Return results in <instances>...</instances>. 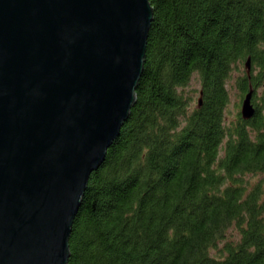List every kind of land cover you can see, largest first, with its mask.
<instances>
[{
    "label": "trees",
    "instance_id": "1",
    "mask_svg": "<svg viewBox=\"0 0 264 264\" xmlns=\"http://www.w3.org/2000/svg\"><path fill=\"white\" fill-rule=\"evenodd\" d=\"M150 2L137 100L90 174L68 264H264V0Z\"/></svg>",
    "mask_w": 264,
    "mask_h": 264
},
{
    "label": "water",
    "instance_id": "2",
    "mask_svg": "<svg viewBox=\"0 0 264 264\" xmlns=\"http://www.w3.org/2000/svg\"><path fill=\"white\" fill-rule=\"evenodd\" d=\"M153 17L150 0H0V264H68L90 174L137 100Z\"/></svg>",
    "mask_w": 264,
    "mask_h": 264
},
{
    "label": "rangeland",
    "instance_id": "3",
    "mask_svg": "<svg viewBox=\"0 0 264 264\" xmlns=\"http://www.w3.org/2000/svg\"><path fill=\"white\" fill-rule=\"evenodd\" d=\"M188 88L190 89L195 88V90H197L196 95H195V102H196L199 97V89H200V81L196 75L191 80L190 86ZM229 90H230L229 92L231 96L230 109H231V112H233V109H235L236 107L235 105L237 103L238 92H237L235 85H229Z\"/></svg>",
    "mask_w": 264,
    "mask_h": 264
}]
</instances>
